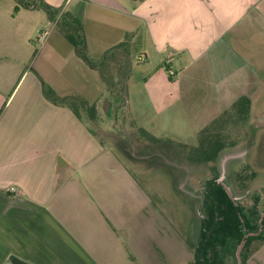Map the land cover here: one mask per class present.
<instances>
[{
    "label": "crops",
    "instance_id": "obj_1",
    "mask_svg": "<svg viewBox=\"0 0 264 264\" xmlns=\"http://www.w3.org/2000/svg\"><path fill=\"white\" fill-rule=\"evenodd\" d=\"M45 1L64 8L74 2ZM76 1L91 6L95 19L92 34L84 27L87 9L71 7L81 18L88 54L100 44L96 28L107 30L101 38L115 39L100 41L105 52L139 39L146 62L168 78L151 76L146 84L192 92L209 106L203 128L241 97L251 100L250 119L264 127V0ZM15 2L0 0V264H149L148 249L133 262L115 235L130 215L143 221V209L132 207L126 192L123 166L116 175V160L101 141L69 107L45 96L43 78H30V70L20 77L30 48L19 41ZM22 9L36 10L16 13ZM69 46L74 49L61 34L52 49L61 57Z\"/></svg>",
    "mask_w": 264,
    "mask_h": 264
},
{
    "label": "rangeland",
    "instance_id": "obj_2",
    "mask_svg": "<svg viewBox=\"0 0 264 264\" xmlns=\"http://www.w3.org/2000/svg\"><path fill=\"white\" fill-rule=\"evenodd\" d=\"M16 4L13 14L21 29L19 41L21 46L30 48L20 77L30 70V78L44 80V85L51 89L45 79L50 80L65 92L62 93L66 94L64 97L82 96L100 106L103 129L99 136L105 155L116 160V175L119 174L118 165L123 166L122 178L129 185L126 192L133 200L132 207L143 209V221H138L140 226L134 221L136 216L130 215L127 227L116 229V238L126 244L127 256L134 262L142 249L145 252L148 249L146 259L150 260L149 264H193V248L201 240V201L209 166L193 163L187 156L189 147L197 144L198 133L195 131L210 121L209 106L193 100L192 92H178L177 86L168 83H162L158 88L148 86L146 79L151 76L168 78L165 72L153 69L152 64L146 62L139 39L132 44L128 39L122 45V51L117 52L123 59L120 64L106 62L104 83L100 71L96 74L75 48L69 46L71 51L61 57L55 55L52 46L59 45V37L67 33L66 27L77 34L78 24L70 22V15L80 22L81 18L71 13V7L80 13L87 9L84 27L94 34L91 6L81 5L76 0L68 8L53 6L57 11L54 20L41 8L22 9L17 14ZM95 31L98 35L96 43H100L97 52L94 56L86 49L85 52L92 63L100 66V62L112 54V49L103 51L100 41L111 43L115 39L101 38V32L107 30L96 28ZM192 88L198 90L197 86ZM257 122L259 124L256 117L253 121L250 119L245 142L223 157L219 180L232 181L233 175L229 178L231 170L240 162L247 164L257 177L246 194L264 196V127H258ZM125 181L121 183L122 187ZM238 196L242 200L245 195ZM233 260L234 264H239L237 252ZM241 260V264H264V245L245 261L241 256ZM116 264L119 263L116 261Z\"/></svg>",
    "mask_w": 264,
    "mask_h": 264
},
{
    "label": "trees",
    "instance_id": "obj_3",
    "mask_svg": "<svg viewBox=\"0 0 264 264\" xmlns=\"http://www.w3.org/2000/svg\"><path fill=\"white\" fill-rule=\"evenodd\" d=\"M16 2V11L21 7L41 8L49 14L51 19H54L57 12L45 0H16ZM69 20L78 24L77 34L72 33V28L66 27L67 33H63V36L75 50H78L82 58L100 71L104 83L107 74L103 72L104 65L107 63L120 64L119 62L123 59L118 56L117 52L122 51V45L113 48L110 51L112 54L108 58H104L100 62V66L95 65L86 56V41L81 22L72 15ZM168 71L169 68H167ZM44 94L54 104L69 107L87 126L91 134L102 141L99 134L103 129L101 128L103 116L96 104H91L82 96L59 97L54 90L45 85ZM250 118L251 100L241 97L203 128L197 134V144L194 147H189L190 151L187 156L189 161L205 163L209 166L201 201L203 214L201 240L193 248V264H234L233 259L238 247L249 233H258V235H251L246 239L241 252L243 261L264 245V218L260 223L264 213V196L259 193L246 194L250 189V184L257 177V173L252 171L249 165L241 162L231 170L232 174L229 178L233 175L232 181L225 180V184L231 188L236 201L218 182L222 175L221 161L226 153L237 150L245 142ZM238 194L245 196L240 200ZM261 225L262 230L259 232Z\"/></svg>",
    "mask_w": 264,
    "mask_h": 264
},
{
    "label": "water",
    "instance_id": "obj_4",
    "mask_svg": "<svg viewBox=\"0 0 264 264\" xmlns=\"http://www.w3.org/2000/svg\"><path fill=\"white\" fill-rule=\"evenodd\" d=\"M219 183H221L223 185V187L225 188L226 192L228 193V195L234 200L236 201V198L234 197L232 191H231V188L229 186H227L223 180H218ZM263 218H264V213L262 214V217H261V220H260V223H262L263 221ZM262 230V225H261V228L259 230V232ZM251 235H258V233H249L245 236V239L242 241V243L240 244V246L238 247V250H237V257H238V260H239V264H241L242 260H241V252L244 248V245L246 243V239L249 238Z\"/></svg>",
    "mask_w": 264,
    "mask_h": 264
},
{
    "label": "built area",
    "instance_id": "obj_5",
    "mask_svg": "<svg viewBox=\"0 0 264 264\" xmlns=\"http://www.w3.org/2000/svg\"><path fill=\"white\" fill-rule=\"evenodd\" d=\"M168 73H169V76H171V77L175 74L172 69H169ZM12 190H14V189H12Z\"/></svg>",
    "mask_w": 264,
    "mask_h": 264
}]
</instances>
